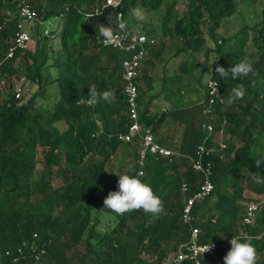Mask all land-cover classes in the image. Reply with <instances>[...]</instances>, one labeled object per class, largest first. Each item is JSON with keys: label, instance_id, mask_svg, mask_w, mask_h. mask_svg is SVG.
<instances>
[{"label": "trees", "instance_id": "obj_1", "mask_svg": "<svg viewBox=\"0 0 264 264\" xmlns=\"http://www.w3.org/2000/svg\"><path fill=\"white\" fill-rule=\"evenodd\" d=\"M19 1L0 0V80L13 81L0 93V264H166L188 240L190 223L183 220V207L202 181L189 157L199 144L218 146L219 138L201 127L205 83L197 105H189L179 85L176 95L164 96L167 107L150 111L152 100L173 85V76L166 75L160 89L141 101L153 86L145 67L149 56H160L164 45H171L177 56L216 55L213 65L205 63L201 72L207 70L219 84L222 102L214 105L213 122L221 126L225 120L228 139L222 153L204 156L210 161L213 189L191 213L199 241L220 245V263L204 256L201 264H224L232 237L249 240L257 251L256 264H264V184L252 179L264 175V4L259 20L242 25L247 33L235 35V49L224 50L228 38L221 37L218 28L237 13L238 0H123V19L136 8L160 14L157 26L147 22L140 30L153 42L146 45L136 77L139 122L155 141L178 152L170 157L148 152L141 166L140 142L118 138L130 123L122 79L127 54L95 38L101 36V25L113 28L117 22L112 9L101 8L102 0H24L44 23L61 22L60 42L54 47L52 29L44 34L35 25L30 34L35 48H14L8 56L19 30ZM155 38L160 44L156 51ZM244 58L252 62L247 76L233 79L229 73L222 78L215 71ZM185 62L196 65L182 61L178 84L192 69ZM26 79L37 91L21 101L14 85ZM53 81L60 89L55 100L45 88ZM92 85L98 93L111 91L112 101L89 105ZM237 85H243L245 95L228 106L225 101ZM119 150L116 175L105 180ZM120 174L138 175L150 184L160 197L161 212L153 216L135 209L116 214L104 208L108 193L118 190ZM245 190L259 199L247 197ZM249 202H259V207L254 221L243 223Z\"/></svg>", "mask_w": 264, "mask_h": 264}, {"label": "built area", "instance_id": "obj_2", "mask_svg": "<svg viewBox=\"0 0 264 264\" xmlns=\"http://www.w3.org/2000/svg\"><path fill=\"white\" fill-rule=\"evenodd\" d=\"M123 0H102L101 8H111L115 14L117 22L113 29L114 40L106 43L102 36H96L98 43L104 46H110L117 50L123 51L127 54V57L122 60V79L124 81V93L126 94V108L129 116V126L126 132L118 134V138L123 142H131L136 139L140 142L141 148L139 151V165L143 166L144 158L148 152L155 153L160 156H173L178 154L177 151L165 147L155 141L153 134L148 127H144L139 122L138 113V88L136 83V77L138 68L146 53V45L153 42L139 29L127 28V30L119 27L120 21H124L122 11ZM18 16L20 18L19 30L14 33L12 45L8 48L7 55L11 56L14 48H24L30 41L31 36L27 32V28L23 27V21L27 20L29 25L31 22L35 25L44 23L43 20L36 16V12L31 6L24 0L18 2ZM44 34H47L48 29L43 28ZM143 37V39H141ZM215 84V85H214ZM215 87V91H213ZM17 88V89H16ZM15 88V96L20 97V86ZM206 88V102L203 104V113L205 120L201 123L202 129H205L209 134L217 135L219 138L218 146L206 147L204 144H199L195 155L190 156L192 167L202 174V181L200 187L186 199L183 207V220L190 223V236L186 242H182L178 245L176 253L166 264H180L183 261L190 260L194 264H201V259L207 256L210 260L220 263L218 256V245L215 242H200L198 228L193 225V215L191 213L193 205L210 195L213 189V183L211 182V165L210 161H204V156L210 153L220 154L225 147V132L224 123L222 121L221 126H217L213 122V108L217 102H222L219 95L218 82L209 77L205 82ZM213 136V135H212ZM142 173V170H139ZM185 186H183V189ZM259 202H249L245 209L243 217V223H252L255 219L256 211L258 210ZM210 244L208 249L207 246ZM16 258H13L15 260Z\"/></svg>", "mask_w": 264, "mask_h": 264}, {"label": "rangeland", "instance_id": "obj_3", "mask_svg": "<svg viewBox=\"0 0 264 264\" xmlns=\"http://www.w3.org/2000/svg\"><path fill=\"white\" fill-rule=\"evenodd\" d=\"M237 1V0H236ZM264 4V0H238L237 3V13L234 14L231 17H228L224 19L222 22V25L218 28V33L221 35V37L228 38L227 43L224 45V50L226 49H235V35H240V37H243L247 33V29L242 27L244 23H247L248 25L253 24L255 21L260 19V13H261V7ZM178 9H181L182 6L177 3ZM141 9V8H140ZM145 13V19L142 21H138L135 17H133L130 14L124 19V22L127 24V26L131 27V29H139L143 30L146 28L147 22L152 23L153 26H157L159 24V17L160 14L158 12H144ZM237 16V17H236ZM58 21V20H57ZM55 22V21H54ZM55 24V23H54ZM145 25V26H144ZM144 26V27H143ZM23 27L27 28V32L31 34V32L35 29V23L31 22L29 25L27 22H23ZM38 29L40 32H42L43 28L52 29L53 31V45L54 47H57L60 42V36H61V22L56 23L54 26H50L49 23H42L39 24ZM251 33V31H250ZM250 37V36H249ZM250 40V38H249ZM156 44V46H155ZM155 44L153 49L155 51L160 47V44H157V39L155 38ZM207 46L213 48V42L210 39H207ZM30 50H33L35 48V40L33 38L30 39V41L27 43V46ZM174 48L171 45H164V48L160 54V56L156 55H150L149 56V63L145 66L149 72V76L153 79V86L151 90L146 92V95L142 97V102H146L149 98V95L154 91L156 92L158 89H160V80L163 78L164 75L168 77L174 78L173 85H171L168 89L165 90L164 94L158 95V97L154 98L151 102L152 108L154 106H157L159 104V107H166L168 104V101L164 98L166 97H172V94L176 95V90L179 88V85H182L183 91L181 94L183 97L189 100V105H191L193 102L194 105H197L202 100V96L204 95L203 91V85L206 80L209 77V73L207 70H204L202 73V68L205 63H207L209 66L213 65V62L216 60V55L214 52L208 53V57L206 58V55L204 52L195 54L194 56H183V54L180 55H174ZM215 55V56H214ZM189 59V61H193L196 65L192 68V65L190 63H186L185 66L189 68H192L190 71H187V73H184L182 76V79L180 80L178 84V80L176 79V75L179 73L181 74V64L182 61ZM188 62V61H187ZM184 64V63H183ZM182 64V65H183ZM21 71L25 73L24 68H21ZM201 73L200 80L198 82V77ZM27 80V81H26ZM25 81H21L17 83L16 87L20 86V98L21 101H27L34 92L37 91V86L35 84H32L29 79H26ZM12 79L9 80L7 78L0 80V93L2 94V91H6L7 89L11 88L10 84H12ZM200 83V84H199ZM12 86V89L14 88ZM143 88H146L145 83H142ZM15 87V88H16ZM46 93L48 97L51 100L58 99L60 97V89L57 81H53L51 83H48L45 85ZM17 89V88H16ZM157 89V90H156ZM190 96V97H189ZM154 111V110H151ZM228 139V137H225ZM117 156L113 157L110 162V168L111 170L107 169L110 174L106 175L104 178L105 180H109L110 176L113 177V175H116L117 167L119 165V155L120 150L117 151ZM42 167L41 163H37V169H40ZM247 197L251 198H258L256 194L250 193V191L245 190Z\"/></svg>", "mask_w": 264, "mask_h": 264}, {"label": "clouds", "instance_id": "obj_4", "mask_svg": "<svg viewBox=\"0 0 264 264\" xmlns=\"http://www.w3.org/2000/svg\"><path fill=\"white\" fill-rule=\"evenodd\" d=\"M131 15L138 21L145 19V13L142 9H133ZM119 27L127 30V24L120 21ZM99 32L104 42L109 43L114 40V32L111 26L101 25ZM143 39V37H141ZM222 78L230 73L233 79L241 76H247L253 71L252 62L248 58L241 59L238 63L232 64L227 70L223 66H217L215 69ZM215 85V84H214ZM90 95L87 103L95 105L100 100L111 102L113 93L105 90L98 93L95 86H89ZM215 91V87H213ZM245 95L243 85H237L231 89V92L225 101L226 105L231 106L236 101L242 99ZM118 190L110 191L105 197L104 208L111 210L116 214H123L135 209H143L146 213L153 216L158 215L162 210L160 197L153 191L152 186L139 178L138 175L120 174L118 175ZM252 179L257 184H264V175H254ZM231 248L223 257L224 264H256L257 251L255 246L249 240H242L239 237H232L230 240ZM210 244L207 246L206 250Z\"/></svg>", "mask_w": 264, "mask_h": 264}, {"label": "crops", "instance_id": "obj_5", "mask_svg": "<svg viewBox=\"0 0 264 264\" xmlns=\"http://www.w3.org/2000/svg\"><path fill=\"white\" fill-rule=\"evenodd\" d=\"M157 107H159V104H158L157 106H154V108H152V106H151L150 111H151V110H156ZM166 107H167V105H166ZM159 108H161V107H159ZM162 108H164V107H162ZM162 108H161V109H162Z\"/></svg>", "mask_w": 264, "mask_h": 264}]
</instances>
